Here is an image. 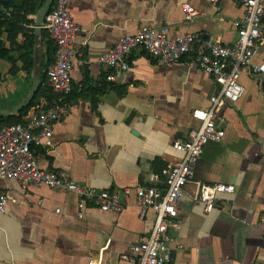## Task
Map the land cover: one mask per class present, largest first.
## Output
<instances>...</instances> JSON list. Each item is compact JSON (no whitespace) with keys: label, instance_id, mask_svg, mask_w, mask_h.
I'll use <instances>...</instances> for the list:
<instances>
[{"label":"crops","instance_id":"crops-1","mask_svg":"<svg viewBox=\"0 0 264 264\" xmlns=\"http://www.w3.org/2000/svg\"><path fill=\"white\" fill-rule=\"evenodd\" d=\"M6 2L0 4V111L21 103L35 73L41 84L48 69L43 64L49 36L43 29L35 69L38 2ZM184 6L194 7L197 17L185 21ZM68 8L77 27L74 47L83 55L74 62L70 109L54 124L52 147L35 149L40 167L108 191L146 184L150 173L162 178L181 156L174 143L198 125L192 113L209 107L217 85L191 64V55L158 65L135 50L129 70L122 72L101 64L99 56L121 36L147 26L167 27L170 37L198 32L232 45L237 36L232 21L242 8L237 0H69ZM254 60L264 62V42ZM240 82L243 96L216 115L223 139L204 146L194 180L177 203L168 264H264V73L243 71ZM52 104L43 100L37 110ZM196 182L231 184L235 190L219 194L206 211L196 199ZM0 190L8 197L0 218V264H132L131 247L154 219L151 211L140 212L133 191L120 213L86 201L79 216V197L72 192L23 190L14 179L1 180Z\"/></svg>","mask_w":264,"mask_h":264},{"label":"built area","instance_id":"built-area-1","mask_svg":"<svg viewBox=\"0 0 264 264\" xmlns=\"http://www.w3.org/2000/svg\"><path fill=\"white\" fill-rule=\"evenodd\" d=\"M68 3L69 0H54L41 23V29L48 33L56 46L54 61L46 71V85L57 99L45 109L30 112L22 123L0 126V181L14 179L23 190L46 186L75 193L79 197V216L86 201L94 202L101 211L120 213L133 191L140 212L151 211L154 219L147 235L131 247L134 253L132 264H168L172 258L173 242L169 228L174 225L176 206L184 187L194 180L204 146L209 142H220L225 135L215 122L218 111L243 96L244 87L240 82L243 71L264 73V62L256 63L254 60L264 42V0H237L243 13L232 21L237 35L232 45H223L198 32L170 37L167 27L147 26L121 36L99 56L101 64L122 72L129 70L128 58L135 50L144 51L158 65H170L191 55V64L217 85V91L209 98V107L192 113L198 125L189 130L184 141L174 143L181 156L164 176L160 178L158 174L150 173L146 184L124 187L122 191L97 190L74 182L64 171L45 170L39 164L35 149L52 147L54 124L70 109L67 97L71 92L74 62L83 55L74 47L77 27ZM183 13L185 21H191L199 14L191 6H184ZM196 187V199L205 203L206 211H211L219 194L235 190L233 185L225 183L196 182ZM7 202L8 197L0 190V218L5 214Z\"/></svg>","mask_w":264,"mask_h":264},{"label":"trees","instance_id":"trees-1","mask_svg":"<svg viewBox=\"0 0 264 264\" xmlns=\"http://www.w3.org/2000/svg\"><path fill=\"white\" fill-rule=\"evenodd\" d=\"M38 2L37 8L36 10L43 4V2L45 0H36ZM8 4L6 2V0H2L0 1V4ZM34 9L33 12L36 11ZM2 25V22L0 21V26ZM51 42L53 43V41L49 38L48 40V48L46 51V62L43 64L44 68H48L54 61V56H55V51H56V46L55 49H50L51 48ZM30 47H32V42L30 43ZM51 89L46 85V79L44 78V74H41V84L39 87V90L36 92L33 100L30 102L29 106L26 107L25 109L21 110L20 113L15 116V117H0V126L2 125H9V124H14V123H22L24 121V119L29 115L30 112H33L37 109L40 108L41 102L43 100H45L46 102H48L49 104H52L55 102L56 97L53 99L50 96ZM43 98L42 101L40 100L38 102V100L40 98Z\"/></svg>","mask_w":264,"mask_h":264},{"label":"water","instance_id":"water-1","mask_svg":"<svg viewBox=\"0 0 264 264\" xmlns=\"http://www.w3.org/2000/svg\"><path fill=\"white\" fill-rule=\"evenodd\" d=\"M54 0H45L43 4L38 8V10L35 13V18H34V27H35V41H34V51H35V61H36V66L35 69L37 71L38 69V62H39V56H38V37L41 32V23L43 21L44 16L47 14L49 9L51 8ZM40 86V77L38 75V72L35 73L33 77V82L32 86L30 88V91L26 98L19 103L17 106H15L12 109L0 111V117H11V116H16L19 114V112L26 108L30 102L32 101L34 95L36 94L38 88Z\"/></svg>","mask_w":264,"mask_h":264}]
</instances>
